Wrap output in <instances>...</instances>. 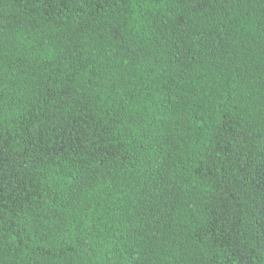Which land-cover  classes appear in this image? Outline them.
Wrapping results in <instances>:
<instances>
[{
    "label": "trees",
    "instance_id": "1",
    "mask_svg": "<svg viewBox=\"0 0 264 264\" xmlns=\"http://www.w3.org/2000/svg\"><path fill=\"white\" fill-rule=\"evenodd\" d=\"M0 264H264V0H0Z\"/></svg>",
    "mask_w": 264,
    "mask_h": 264
}]
</instances>
